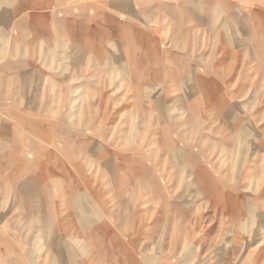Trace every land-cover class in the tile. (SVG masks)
Here are the masks:
<instances>
[{"label":"rangeland","instance_id":"obj_1","mask_svg":"<svg viewBox=\"0 0 264 264\" xmlns=\"http://www.w3.org/2000/svg\"><path fill=\"white\" fill-rule=\"evenodd\" d=\"M39 4L0 0V264H264V0Z\"/></svg>","mask_w":264,"mask_h":264},{"label":"crops","instance_id":"obj_2","mask_svg":"<svg viewBox=\"0 0 264 264\" xmlns=\"http://www.w3.org/2000/svg\"><path fill=\"white\" fill-rule=\"evenodd\" d=\"M26 1V0H25ZM48 2H53L54 0H47ZM28 2H29V4H31V5H35V6H38V7H40V8H42V9H45L46 7H43L42 5H40L39 4V0H28ZM115 5H116V3H114ZM115 5H113L114 7H115ZM35 10V9H34ZM37 12V11H36ZM18 13H21V10H19L18 11ZM89 15H91L92 16V14H90V13H88V14H86V16H85V18H87L86 20H89L90 18H91V16H89ZM78 16V14L76 13V15H74V18L75 17H77ZM35 17V20H36V18H37V22H36V24H38L36 27H34V24H32V25H29L28 26V20H26L23 24L24 25H26L27 24V27H30V26H33V27H31V31H36L37 32V29L36 28H38V27H40V26H42V24H45L46 25V22H48V20H50V21H52V23H56V21H57V18L58 17H55V15L53 16V17H46L45 15H34L33 16V18ZM83 17V16H82ZM60 19V18H59ZM61 20H63V19H61ZM64 24L65 25H67V20H65L64 22H63V24H62V27H64ZM75 24H76V21H75ZM77 25V24H76ZM16 28H18V29H20V27L19 26H16ZM59 32H60V35H62V37H63V30H61V31H58L57 32V34H59ZM42 40H45L44 38L42 39ZM40 42V41H39ZM252 86H253V88L254 89H258V88H260V86H261V83H258L257 85H255V84H252ZM110 100V99H109ZM61 104H62V102H61ZM109 106H111L110 105V103H109ZM59 109H57V111H58ZM109 110H110V108H109ZM60 112H61V109H60ZM108 118V117H107ZM107 118L104 120V124H105V122H106V120H107ZM104 124H102V125H104ZM101 126V125H100ZM99 126V127H100ZM116 126V125H115ZM39 128H41V129H47V128H45V127H39ZM38 128V129H39ZM97 128V127H96ZM39 130V131H41V132H46V130ZM98 129V128H97ZM51 131V130H50ZM57 131H58V129H57ZM48 132V131H47ZM53 132V131H52ZM112 133V132H111ZM111 133H110V136H111ZM43 134V133H42ZM44 135H45V133L43 134V136L42 137H44ZM38 136H39V134H38ZM110 136H107L108 137V139H109V137ZM27 149V147H23V146H17L16 148H15V150H14V148L13 147H1L0 146V151H3L4 153H8L9 154V156H8V165L9 164H11L12 163V160L14 159V156H13V154L14 153H21L22 154V152H23V154H24V152H25V150ZM60 152L63 150V149H58ZM27 151H28V149H27ZM39 151H41V152H39ZM38 152H39V154H41V155H39V158L37 157V163H39V161L42 163L41 165H40V168H39V166H38V169H41L42 168V166L43 165H46V161H45V159H43L42 157H44L45 158V156H42V154L43 155H45L46 153L45 152H47V150H39L38 149ZM49 152V151H48ZM63 152V151H62ZM1 153V152H0ZM52 154V153H51ZM64 154H67V153H64ZM10 155H12V156H10ZM12 157H13V159H12ZM42 160V161H41ZM52 163L53 164H50V165H48V166H51V165H54V163H55V161L53 160L52 161ZM47 166V167H48ZM57 168H56V166H54V168L53 169H51L50 167H48V171L47 172H50V174L49 175H51V170H56ZM14 168L12 169V170H8V169H4L3 171H5V172H7V174H9L10 175V177H12L13 179L15 178V176H14ZM10 172V173H9ZM1 173V172H0ZM41 173V172H40ZM48 175V174H47ZM41 176H43V174L41 175ZM45 177V179L47 178L46 177V175L44 176ZM39 179H41L40 177H39ZM2 180L3 179H0V184H2ZM15 180V179H14ZM88 180V179H87ZM89 181V180H88ZM86 185H88L87 183H86ZM66 194L67 195H69V199L70 198H72V197H74L75 195H74V192H73V189H71V184H70V187L69 188H67L66 189ZM5 192H6V190H5ZM93 196H96V195H93ZM76 199V198H75ZM103 199V198H102ZM45 201V200H44ZM64 201H66V199L64 198L63 200H61V202H64ZM52 202V201H51ZM47 203V202H46ZM46 203H45V209H46V207H47V205H46ZM48 204V203H47ZM75 205V203L74 202H72V203H70L69 204V207L70 208H72V206H74ZM53 207V206H52ZM60 207H62V205L60 206ZM69 207H68V209H69ZM48 208V207H47ZM78 208V207H77ZM50 209H51V207H50ZM53 209V208H52ZM80 209L81 210H83L84 209V207H80ZM70 210V209H69ZM72 211H76L74 208L73 209H71ZM51 212H53V214H54V216L56 217H59V216H61V215H63V212H64V210H61V211H59L58 210V207H57V205H56V203H55V205H54V209L53 210H50ZM105 213H107V212H105ZM50 214H52V213H50ZM110 214V213H109ZM115 217V216H114ZM113 217V218H114ZM67 218L69 219V221L70 222H76V224H74L73 226H77V229L78 230H80L81 231V234H80V236H79V239L78 240H80V239H85V241L86 242H88V243H90L91 245H93V243L90 241V240H92L93 238L91 237V236H88L86 233H89V232H91V230L90 229H87L86 230V228L88 227L87 225H88V223H89V221L88 220H86V219H84V218H82V217H80V216H78V215H76V214H74V213H72L71 211H70V214L67 216ZM76 218V221H74V219ZM111 218V217H110ZM69 222V224H68V227L69 226H71V223ZM90 224V227L92 228V229H94V228H97V226L100 224V223H96V225L95 226H91V223H89ZM101 225V224H100ZM103 226V230L101 229V232H103L102 234H104L105 235V239H104V241L107 243V239H110V241L108 242V244H109V248L112 246V245H114V244H120V240L118 239V237H121V233H124V229H123V227H121V229L119 230V231H114V230H112L111 229V221H107V220H103V225H101L100 227H102ZM168 226H169V224H168ZM99 227V228H100ZM62 229H63V226H62ZM86 230V231H85ZM75 231V230H74ZM63 232H65V234H68L69 232H68V230L66 229V227L64 226V229H63ZM172 232V231H171ZM72 234V233H71ZM112 234V235H111ZM109 235V236H108ZM77 237V236H76ZM138 245L140 244V243H137ZM111 245V246H110ZM153 259V258H152ZM66 261V260H65ZM7 264H10V262L9 261H7ZM63 264V263H62ZM64 264H67L66 262L64 263ZM83 264H91V260H90V258L88 257V259H86L85 260V262L83 263Z\"/></svg>","mask_w":264,"mask_h":264},{"label":"bare ground","instance_id":"obj_3","mask_svg":"<svg viewBox=\"0 0 264 264\" xmlns=\"http://www.w3.org/2000/svg\"><path fill=\"white\" fill-rule=\"evenodd\" d=\"M48 254H49V252H48ZM45 258V257H44Z\"/></svg>","mask_w":264,"mask_h":264}]
</instances>
